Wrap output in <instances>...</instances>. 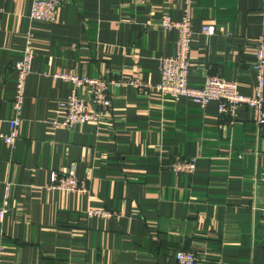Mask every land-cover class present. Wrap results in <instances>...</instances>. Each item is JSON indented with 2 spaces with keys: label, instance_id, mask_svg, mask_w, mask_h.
Here are the masks:
<instances>
[{
  "label": "crops",
  "instance_id": "1",
  "mask_svg": "<svg viewBox=\"0 0 264 264\" xmlns=\"http://www.w3.org/2000/svg\"><path fill=\"white\" fill-rule=\"evenodd\" d=\"M32 2L0 0V117L12 115L28 32L34 50L19 135L14 147L0 140V264H176L178 249L196 264H264V124L248 107L231 117L216 101L124 83L98 123L52 125L73 88L58 72L158 84L179 37L161 21L181 20L184 0H61L54 22L31 21ZM191 16L190 84L221 75L252 94L264 0H194ZM185 158H196L192 174L170 169ZM72 165L86 191L50 188L51 172Z\"/></svg>",
  "mask_w": 264,
  "mask_h": 264
},
{
  "label": "built area",
  "instance_id": "2",
  "mask_svg": "<svg viewBox=\"0 0 264 264\" xmlns=\"http://www.w3.org/2000/svg\"><path fill=\"white\" fill-rule=\"evenodd\" d=\"M193 2L194 0H184V15L181 20H173L169 16H164L161 21V27L166 30L177 29L179 37L175 54L161 58V81L158 84L151 86L132 79L114 81L106 78L81 76L76 73L58 72L54 76L70 81L73 88L68 98L59 102L52 125L54 127L73 128L86 122L98 123L101 117L111 110V86H119L124 83L132 84L144 93H148L149 89L156 90L163 96H171L175 101L185 97L201 107L216 101L218 112L231 117L236 116L239 107H248L252 112L253 121L264 124V37H260L256 41L255 59L252 63V69L255 73V85L252 94H242L238 90L237 82L221 75L208 76L200 86L190 84V51L194 35L191 16ZM60 5L61 0H33L29 18L31 21L54 22ZM202 32L208 35L214 34L215 26L204 25ZM27 38L22 57L14 62L17 75L12 100V115L7 118L0 117V140L11 147H14L22 125L26 80L31 71L34 56L31 32L27 33ZM82 87L87 88L88 98H85L81 93ZM93 106H96L97 109ZM195 161L196 158L178 159L169 167L175 173L192 174L196 167ZM49 187L66 192L86 191L85 183L76 175L73 165L61 175L52 171ZM9 192L10 184H6L4 197L0 203V221L4 220L9 209ZM116 215L115 211L105 208H90L87 211L88 217L110 218ZM174 257L176 264H196L197 262L196 254L189 249L176 250Z\"/></svg>",
  "mask_w": 264,
  "mask_h": 264
},
{
  "label": "water",
  "instance_id": "3",
  "mask_svg": "<svg viewBox=\"0 0 264 264\" xmlns=\"http://www.w3.org/2000/svg\"><path fill=\"white\" fill-rule=\"evenodd\" d=\"M167 220L165 218L162 219V227L163 229L166 231L167 230V224H166Z\"/></svg>",
  "mask_w": 264,
  "mask_h": 264
}]
</instances>
